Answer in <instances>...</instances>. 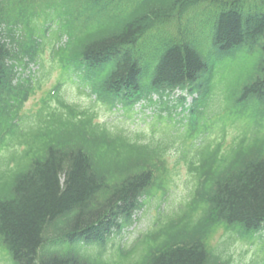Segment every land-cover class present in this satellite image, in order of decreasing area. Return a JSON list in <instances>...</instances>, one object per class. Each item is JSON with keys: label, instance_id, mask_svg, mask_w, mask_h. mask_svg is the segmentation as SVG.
<instances>
[{"label": "trees", "instance_id": "1", "mask_svg": "<svg viewBox=\"0 0 264 264\" xmlns=\"http://www.w3.org/2000/svg\"><path fill=\"white\" fill-rule=\"evenodd\" d=\"M72 1L0 0V24L7 26L0 31V250L8 261L122 264L105 261L103 248L133 223L147 197L165 200L172 155L174 169L191 177L189 198L171 202L163 221L121 257L128 264H244L230 254L229 242L211 246L224 228L245 242L257 238L263 261L248 264H264V0H75L82 14L96 10L105 22L79 36L64 25L69 44L54 50V58L81 81L88 76L113 103L145 96L147 77L149 92L189 88L204 101L225 68L224 56L258 53L235 102L234 124L240 122L242 132L229 145L223 138L208 142L191 122L153 148L109 133L64 100L36 121L21 116L34 91L29 81L12 85L15 61L37 54V45L41 51L51 45L49 39L38 42L39 22L60 19ZM203 7L213 9L209 22L180 24L176 35L164 30ZM17 22L29 28L32 46L14 54Z\"/></svg>", "mask_w": 264, "mask_h": 264}, {"label": "rangeland", "instance_id": "2", "mask_svg": "<svg viewBox=\"0 0 264 264\" xmlns=\"http://www.w3.org/2000/svg\"><path fill=\"white\" fill-rule=\"evenodd\" d=\"M201 11V10H200ZM54 13V12H53ZM61 20L56 21L57 24H63V25H69L71 27L72 34H81L86 33L90 31L91 29L95 28V25L98 21L95 17V11H90L86 15L91 16L93 18L92 21L85 24L84 20H79L77 18V4L75 3V0H73L70 3H67L63 6L61 10ZM196 13H193L192 15H195ZM206 16H208L209 12L205 13ZM53 16H55L53 14ZM102 23L105 22V19H100ZM45 20H41L39 27L41 31L44 30L43 23ZM59 34H63L67 37H69V33L66 29H62ZM58 36L55 35L53 40H57ZM168 38V37H167ZM44 60L43 65H41V69H38V73L35 75V86H37V83L40 82V89L36 91V94L33 95L29 101L26 103L24 107V112H33L37 110L41 105V100L45 98L48 93L53 89V87L56 85L57 78L59 74L61 73V70L58 66L57 62H51V56L48 51L45 52L42 57H40V63ZM247 61V63H243L244 61ZM232 64V67L230 68L233 71L230 74V79L232 80L234 77H236L240 82H243L248 75V71H251L254 63L256 61L255 57H248L247 54L244 52L240 54L235 60L230 59L229 60ZM246 64V65H244ZM52 68L53 71L51 73V76L49 79H44L43 73L45 69ZM228 80V81H229ZM226 83H223L222 88L226 89ZM77 87V86H76ZM70 85L69 83L66 84L64 91L66 92L67 97L76 103H80L83 106H90L92 105V101L86 96L81 94L78 89ZM226 101V100H224ZM227 103V101H226ZM214 107H220V104L218 102V99L212 100V108ZM230 107V105H229ZM95 110L99 113V120L101 122H105L109 125L110 128L114 127H120V128H129V130H140L141 127H144L143 123L138 120V118H127L126 116H122L121 113H110L108 112L104 107L102 106H96ZM229 115H230V110ZM132 118V117H131ZM227 118V116L225 117ZM226 124V120L222 119L220 120L219 127L222 128ZM158 125V124H157ZM156 125V126H157ZM138 127V128H135ZM158 128L161 127V125L157 126ZM170 127V126H169ZM149 128V127H148ZM171 128V127H170ZM146 130V129H145ZM162 130H168L167 127H165ZM162 130H159V133H161ZM144 131V130H140ZM147 132V135L150 134V131ZM154 134V133H153ZM152 134V135H153ZM172 161L174 160V157L171 158ZM178 174L177 177H175V183L172 186L171 192L169 194V198L171 199H177L178 197H184L188 194V176L183 170L178 171V173H175V176ZM161 209L159 208V200L157 198H154L149 204L146 206L144 212L139 214L140 221L131 229L127 230L123 236L118 237L113 243H111L108 246V255H111L115 252L118 245L120 243L124 244L127 247H130L133 242L137 239V237L148 230L151 223L154 221V219L158 216ZM264 233V232H263ZM258 239L255 238V241L253 243L251 242H245L240 241L238 238L232 240V236L230 233L225 231L224 229L219 230V232L214 236L211 243L212 246L215 247L219 244V242H231V245L229 247L230 253L236 258L238 263L243 262L244 264H248L254 259H258L260 261L262 260V255L259 253V243L257 241ZM1 264H7L6 262H3Z\"/></svg>", "mask_w": 264, "mask_h": 264}, {"label": "bare ground", "instance_id": "3", "mask_svg": "<svg viewBox=\"0 0 264 264\" xmlns=\"http://www.w3.org/2000/svg\"><path fill=\"white\" fill-rule=\"evenodd\" d=\"M3 24H0V26H2Z\"/></svg>", "mask_w": 264, "mask_h": 264}]
</instances>
